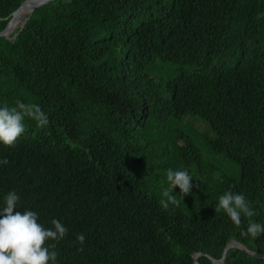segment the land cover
I'll return each mask as SVG.
<instances>
[{
  "label": "trees",
  "instance_id": "16d2710c",
  "mask_svg": "<svg viewBox=\"0 0 264 264\" xmlns=\"http://www.w3.org/2000/svg\"><path fill=\"white\" fill-rule=\"evenodd\" d=\"M22 1L0 0V30ZM159 59L188 68L161 84L146 70ZM17 101L49 124L25 118L15 146L0 142V207L15 191L14 211L68 229L56 264H214L230 240L264 254V233L241 235L248 219L237 227L215 211L226 191L243 194L264 225V0L44 3L0 37V107ZM194 117L233 174L215 176L180 126ZM169 169L193 187L183 199L174 188L179 206L165 209ZM220 264L264 259L231 247Z\"/></svg>",
  "mask_w": 264,
  "mask_h": 264
},
{
  "label": "clouds",
  "instance_id": "9594fccd",
  "mask_svg": "<svg viewBox=\"0 0 264 264\" xmlns=\"http://www.w3.org/2000/svg\"><path fill=\"white\" fill-rule=\"evenodd\" d=\"M25 118L35 121L39 127L49 124L47 114L37 104L17 101L15 107H0V142L9 147L15 146L25 132ZM0 164L6 165L8 160L0 159ZM167 181L170 189L163 190L162 196L166 199L161 201L165 209L169 204L179 206L180 202L172 194L174 188H179L183 199L193 187V177L186 170L169 169ZM19 199L15 191H9L4 205L0 207V264H56L57 243L67 235L68 229L56 219L51 221L52 228H45L38 222L35 211H14L18 208ZM221 209L237 227L242 223V216L248 219L247 229L241 235L257 239L264 233V225L250 219L256 212L243 194L226 191L219 197L215 211ZM85 239L83 233L77 235L76 240L81 245L78 251H83Z\"/></svg>",
  "mask_w": 264,
  "mask_h": 264
},
{
  "label": "rangeland",
  "instance_id": "374dc122",
  "mask_svg": "<svg viewBox=\"0 0 264 264\" xmlns=\"http://www.w3.org/2000/svg\"><path fill=\"white\" fill-rule=\"evenodd\" d=\"M180 68L184 70L187 69L188 66L178 65L168 61H161L159 59L155 64L149 65L146 70L157 81L163 84ZM180 126L186 129L189 134L196 138V142L201 147L204 158L211 161L214 165L217 166L218 170L214 173L215 176H218L221 172L233 174L236 171L237 166L235 165V162L228 159L223 153H217L210 150L208 143H204V135L201 134L213 136V132L211 131V128L209 126H206V124L202 122V120L198 121L196 117H194L191 122L188 121V123H186L185 121H183Z\"/></svg>",
  "mask_w": 264,
  "mask_h": 264
},
{
  "label": "water",
  "instance_id": "95a60500",
  "mask_svg": "<svg viewBox=\"0 0 264 264\" xmlns=\"http://www.w3.org/2000/svg\"><path fill=\"white\" fill-rule=\"evenodd\" d=\"M49 1H52V0H34V1H30V0H23L22 3L18 6V8L16 10L13 11L12 13V16L11 18L8 20L6 26L0 30V37H4L6 39H11V38H14L16 36V34L18 33V31L23 27L25 21L28 19L29 17V14L32 12V10L37 7V6H40L44 3H47ZM25 7H28V12H27V15L25 16L24 18V22L23 24H21L19 26V30L18 31H15L14 33L10 34V27L13 23V21L15 20L17 14L19 13L20 9L22 8H25ZM231 247H237V248H240L246 252H248L250 255L254 256V257H257V258H262L264 259V254H261L257 251H253V250H249L247 247H245L243 244L239 243L238 241L236 240H230L228 241V243L226 244L225 248H224V251H223V254H222V257L220 259H214L210 256H208L210 258V260L214 263V264H220L223 262L224 260V257L226 255V251L227 249L231 248ZM200 255H202V253H196L194 255L195 258L199 257ZM195 264H198L197 262H195Z\"/></svg>",
  "mask_w": 264,
  "mask_h": 264
},
{
  "label": "bare ground",
  "instance_id": "6f19581e",
  "mask_svg": "<svg viewBox=\"0 0 264 264\" xmlns=\"http://www.w3.org/2000/svg\"><path fill=\"white\" fill-rule=\"evenodd\" d=\"M30 1H34V0H30ZM27 12H28V7H25V8L20 9L19 13L17 14L15 20L13 21V23H12L10 29H9L10 34H12L11 32H12V31L15 29V27L17 26L18 18H19V25H18V28H19V26H20L21 24H23V22H24V18H25V16L27 15ZM16 30H17V29H16ZM16 30H15V31H16ZM15 31H14V32H15ZM14 32H13V33H14Z\"/></svg>",
  "mask_w": 264,
  "mask_h": 264
}]
</instances>
